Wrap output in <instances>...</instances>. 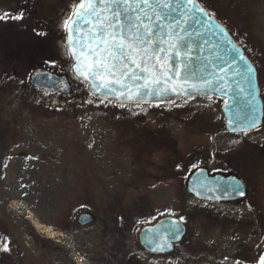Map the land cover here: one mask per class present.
I'll return each mask as SVG.
<instances>
[{
    "label": "rangeland",
    "instance_id": "374dc122",
    "mask_svg": "<svg viewBox=\"0 0 264 264\" xmlns=\"http://www.w3.org/2000/svg\"><path fill=\"white\" fill-rule=\"evenodd\" d=\"M67 1L0 0V246L12 242L10 252L0 251V264H100L105 226L140 217L131 226L137 237L152 217L165 215L184 217L188 230L180 245L193 257L143 251L136 264H255L264 254V125L226 132L223 100L215 97L105 105L70 79L72 68L60 67L69 57L65 39L57 61L30 38L2 28L29 21L48 33L53 8H67ZM256 4L253 32L243 42L258 64L264 0ZM15 13L23 19H11ZM57 20L53 29L65 33ZM40 70L67 75L72 93L33 87L30 78ZM259 78L264 97V73ZM242 148L253 155L240 175L248 185L245 199L212 203L188 194L194 169L212 163L211 172L223 171ZM143 203L155 216L143 213ZM84 212L95 217L92 224L78 223Z\"/></svg>",
    "mask_w": 264,
    "mask_h": 264
},
{
    "label": "snow or ice",
    "instance_id": "6c2138e0",
    "mask_svg": "<svg viewBox=\"0 0 264 264\" xmlns=\"http://www.w3.org/2000/svg\"><path fill=\"white\" fill-rule=\"evenodd\" d=\"M207 3L208 0H72L66 18H62V28L70 59L74 62V79L81 86L86 85L89 94L101 103L118 99L134 101L139 106L147 97L158 94L156 89L162 85L168 86L163 91L185 97L207 92L218 75L208 71L209 66L216 67L210 60L203 65L208 71L207 77L192 81L190 89L183 86L190 83L188 77L195 75L191 64L196 59L193 55L195 36L201 37V50L209 44L203 39L204 33L192 30L193 23H200L199 17L216 18L213 11L202 6ZM4 18L0 16V20ZM10 18L22 20L23 15L15 13ZM215 27L219 35H230L227 25ZM233 49L239 52L235 45ZM240 61L247 65L248 72L254 70L242 54L235 63ZM177 78L182 81L180 91L172 86ZM223 80L220 76L219 82ZM70 87L66 84L63 91L67 92ZM251 126L255 127V123ZM231 190L236 191L237 185H232ZM196 194L200 195L198 191ZM179 220L183 221L184 217ZM179 230V223L173 222L167 231L178 235ZM159 236L153 251H163L169 246L167 232ZM11 243L3 240L0 251L10 252ZM256 264H264V254L258 257Z\"/></svg>",
    "mask_w": 264,
    "mask_h": 264
},
{
    "label": "water",
    "instance_id": "95a60500",
    "mask_svg": "<svg viewBox=\"0 0 264 264\" xmlns=\"http://www.w3.org/2000/svg\"><path fill=\"white\" fill-rule=\"evenodd\" d=\"M202 6L206 7L205 5ZM215 17L213 20L199 17L200 23L192 24L194 33L195 31L204 33L203 39H207L209 44L204 45L203 50H201V37L195 36L193 47L196 50L193 55L196 59L191 61L195 75L188 77L189 84L183 85L190 89L192 81H199L202 77L208 76V71H213L218 75H216L215 82L209 86L207 92L185 97L176 95L171 91H163L168 86L162 85L156 89L158 94L147 97L146 101H142L141 103L149 104L192 97H215L224 101L221 106V112L225 118L224 128L226 132L242 134L258 130L264 125V97L260 84L259 68L248 52L245 51V47L241 46L242 44L235 39L229 28L230 35L218 34V29L215 26L220 24L223 27L225 24L216 15ZM212 45H215V48ZM233 45L239 49V52L233 49ZM67 50L70 57L68 44ZM241 54L244 55L248 64L253 66L254 70L252 72L247 71V65L244 61H240L238 64L235 63ZM209 60L216 67L213 69L209 66L208 71H205L203 65L207 64ZM237 71H239V75H237ZM72 73L74 76L76 75L73 61ZM220 76L224 77L223 83L219 82ZM30 84L46 91H58L57 87L59 86L62 93L66 95L72 93V86L67 92L63 91L66 84L71 85L69 77L52 70L35 72L30 78ZM181 84L182 81L179 78L172 82V86L177 87V91H180ZM241 88L244 89L243 92L240 90ZM111 102L136 104L134 101L118 99H112ZM253 122L255 123V127L251 126ZM234 184L237 185L236 191L231 190ZM186 190L195 199L212 203H225L245 199L248 194V185L240 175L225 171L211 172L208 167L199 166L190 173L186 181ZM197 191L200 195L196 194ZM94 221L95 217L89 212L82 213L78 218V223L81 225L92 224ZM173 222L179 223L180 230L178 235L167 231ZM187 230V224L184 221H180L179 217L165 215L155 221L142 225L137 232V240L141 248L147 253L169 254L175 252L177 244L183 241ZM164 232H167L168 239L166 242L169 246L163 251H153L152 249L156 247V241L160 239L159 234Z\"/></svg>",
    "mask_w": 264,
    "mask_h": 264
},
{
    "label": "trees",
    "instance_id": "16d2710c",
    "mask_svg": "<svg viewBox=\"0 0 264 264\" xmlns=\"http://www.w3.org/2000/svg\"><path fill=\"white\" fill-rule=\"evenodd\" d=\"M71 3L72 0L67 1V8H64L66 1L63 5L55 6L52 10L51 16L53 20H48L47 22H52L53 26L56 27L58 22L57 19H62L65 16V14L69 10V7L71 6ZM205 6L213 11L223 24L227 25V27L234 35L235 39L247 49L249 56L256 63L243 42L244 40L248 39L246 34L249 36V34H252L253 32L256 11L258 9L256 0H208V3ZM36 15V13H31V16L33 18H36ZM20 24L21 25L18 26L17 23H7L6 25H3L2 28L10 33H18L20 37L30 38V44L34 45L33 43H36L38 48H40L42 52H45V55L47 54V56L52 57L57 61L61 60V46L63 45L64 39L66 41V34L63 31H58L57 28L53 29V27L49 30L48 33H45L43 31H45L44 27L46 25H41L40 28L38 27L39 25L34 26L29 21ZM40 29H42L43 31ZM30 34H32V36ZM257 65L260 72L263 74V59H261V62H258ZM64 66L67 67L68 70L69 68H72V60L69 57L63 63V65H60V67ZM74 77L75 76L73 74L70 75V79L77 82ZM39 91L46 92L43 90ZM92 97L96 101L100 102L94 96ZM103 103L111 107L119 105L116 102L109 101H104ZM131 106L134 107V105ZM168 143L170 145L175 144L171 139H168ZM252 156L253 155L249 153L247 148H242L239 153L234 154L229 159V161L227 162V167L223 169V171L243 175L244 170L247 168L246 166H248L252 161ZM208 167L211 171L215 170V166L212 163L208 165ZM244 167L246 168L244 169ZM143 204L145 205V203ZM145 207H147V209L144 210L145 208L143 206V213L147 212L149 216H155V214L151 213V210H149L148 206L145 205ZM139 219L140 217L133 216L130 218L129 223H121V226H112L110 224L108 226H105V244L108 247L99 258L100 264H136L137 260L142 255L144 250L139 245L137 237L133 236L131 226H134L135 223L139 221ZM156 219H158V217H152L151 221H154ZM174 254L183 261L187 258L193 257V253L190 251V249L182 247V245L180 244L177 245ZM257 260L258 259H256L254 262H257Z\"/></svg>",
    "mask_w": 264,
    "mask_h": 264
},
{
    "label": "bare ground",
    "instance_id": "6f19581e",
    "mask_svg": "<svg viewBox=\"0 0 264 264\" xmlns=\"http://www.w3.org/2000/svg\"><path fill=\"white\" fill-rule=\"evenodd\" d=\"M37 225H38L39 228L43 229V232L51 231L50 228L46 227L45 225L41 224L40 222Z\"/></svg>",
    "mask_w": 264,
    "mask_h": 264
},
{
    "label": "flooded vegetation",
    "instance_id": "af4514ba",
    "mask_svg": "<svg viewBox=\"0 0 264 264\" xmlns=\"http://www.w3.org/2000/svg\"><path fill=\"white\" fill-rule=\"evenodd\" d=\"M58 92H60L61 93V91L59 90Z\"/></svg>",
    "mask_w": 264,
    "mask_h": 264
}]
</instances>
